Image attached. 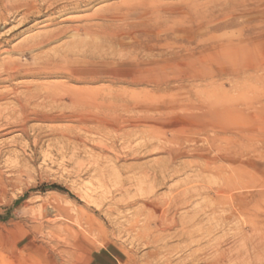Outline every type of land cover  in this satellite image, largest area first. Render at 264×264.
<instances>
[{
    "label": "rangeland",
    "instance_id": "1",
    "mask_svg": "<svg viewBox=\"0 0 264 264\" xmlns=\"http://www.w3.org/2000/svg\"><path fill=\"white\" fill-rule=\"evenodd\" d=\"M19 1L0 117L30 120H0V264H264V0H32L24 22Z\"/></svg>",
    "mask_w": 264,
    "mask_h": 264
},
{
    "label": "bare ground",
    "instance_id": "2",
    "mask_svg": "<svg viewBox=\"0 0 264 264\" xmlns=\"http://www.w3.org/2000/svg\"><path fill=\"white\" fill-rule=\"evenodd\" d=\"M32 0H20L18 3H22L23 4V9L26 11L24 14H23V16H21L22 17V21L24 22V21H27L31 16H33L32 14L33 13H37L38 15H42L41 14V10H40V8H36V5L33 3V2H31ZM34 1V0H33ZM36 1V0H35ZM34 1V2H35ZM49 1H51L48 5H46V9H45V11H44V13H48V12H50V13H52L54 10H56L55 8H56V6L57 5H59L60 3H63L64 5L63 6H69L70 5V8H72V9H76L77 7H79V6H81V5H88V4H91V3H93L94 1H96V0H49ZM61 1V2H60ZM5 2V1H4ZM57 2H59L58 4H56ZM62 6V5H61ZM59 7V6H58ZM69 8V7H68ZM113 8V7H112ZM111 8V9H112ZM67 9V8H66ZM85 16V15H84ZM156 19V18H155ZM21 21V22H22ZM52 24H54V23H52ZM46 25V24H45ZM67 28V27H66ZM63 29V28H62ZM69 29H71V28H69ZM65 30V29H64ZM64 30H60V31H64ZM75 30H76V33L78 34V33H80V30L78 29V27L77 28H75ZM65 32V31H64ZM63 33V32H62ZM56 34V33H55ZM58 35V34H57ZM52 36V35H51ZM60 36H61V34H60ZM38 37V36H37ZM57 37V36H56ZM54 38V37H53ZM58 39V38H57ZM81 39V38H80ZM99 39V38H98ZM128 39V38H127ZM115 40V39H114ZM184 40V39H183ZM39 41V40H38ZM36 42V43H31L30 44V46H29V48H27V52L28 51H30V49H33V48H35V47H37L39 44H41L40 42ZM176 41V40H175ZM79 43V42H78ZM60 44V43H59ZM65 45V44H64ZM80 45V44H79ZM100 45V44H99ZM101 46V45H100ZM23 47V46H22ZM55 47V46H54ZM114 47V46H113ZM19 51V50H18ZM73 51V50H72ZM43 52V51H42ZM59 54V53H58ZM77 54V53H76ZM59 56H60V54H59ZM71 56V55H70ZM52 59V58H51ZM51 59H49V60H47V61H51ZM42 60V59H41ZM54 60V59H53ZM53 62V61H52ZM54 62H57V60H54ZM65 62V61H64ZM34 63V62H33ZM4 63H2V65H3ZM7 64V66H8V64L9 63H6ZM16 64V63H15ZM14 64V65H15ZM9 65H11V64H9ZM6 65H4V67H5ZM23 67V66H22ZM28 68V67H27ZM6 69V68H5ZM10 69H11V67H10ZM76 70V69H75ZM7 72V71H6ZM6 72H4L3 71V75H5V73ZM10 72V71H9ZM11 73V72H10ZM16 73V72H15ZM41 73V72H40ZM7 74V73H6ZM13 74V73H12ZM28 74V73H27ZM2 75V74H1ZM40 75V74H39ZM14 76V75H13ZM15 76H16V74H15ZM17 76H19V75H17ZM10 78H12V75H6L5 76V78H4V81L5 80H9ZM3 80V79H2ZM131 82V81H130ZM16 84V83H15ZM34 84V83H33ZM12 87V86H11ZM40 88V87H39ZM50 89V88H49ZM49 89H45L43 92H41V90L42 89H37V90H35L34 92H31V93H28V92H26V93H28V97L26 98V100L27 101H30V100H33V99H35V98H39L40 99V97H43V98H54L56 95L54 94V92L53 91H51V90H49ZM10 92V91H9ZM123 93V92H122ZM133 94V93H132ZM95 95V94H94ZM116 95H118V94H116ZM107 96V95H106ZM125 96H127V95H125ZM109 97V96H108ZM82 98V97H81ZM139 98V97H138ZM79 99V98H78ZM133 99H135V98H133ZM14 100V99H13ZM16 100L18 101V103H19V101H20V99L19 98H16ZM132 100V99H131ZM143 100V99H142ZM144 100H146V99H144ZM53 101V100H52ZM81 102H82V100H80ZM26 103V102H25ZM25 103L23 104V103H20L19 104V107L16 109V108H14V109H12L10 112H8V115H6V116H3V114L1 115L2 117H0V120H2V122H3V125L6 127V126H10V125H14V126H16V127H19L18 128V130L17 131H20L21 132V134L22 135H27V129H26V123L30 120L29 118H27V115H26V107H27V105H25ZM30 103V102H29ZM77 104V103H76ZM102 104V103H101ZM112 104V103H111ZM127 105V104H126ZM92 106V105H91ZM29 108V107H28ZM30 109V108H29ZM101 109V108H100ZM108 109V108H107ZM1 111H3V110H1ZM36 111V110H35ZM140 111V110H139ZM44 112V111H43ZM38 113V112H37ZM63 113V112H62ZM5 114H7V113H5ZM4 114V115H5ZM76 114V113H75ZM73 115V114H72ZM112 115V114H111ZM135 115V114H134ZM133 115V116H134ZM138 115V114H137ZM65 116H66V114H65ZM130 119V118H129ZM137 119V118H136ZM3 127V126H2ZM1 127V128H2ZM11 127V126H10ZM121 127V126H120ZM119 127V128H120ZM4 128V127H3ZM9 129V128H8ZM15 131V130H14ZM158 136V135H157ZM22 146V145H21ZM26 146V145H25ZM168 222V221H167ZM138 237V236H137ZM142 238V237H141ZM140 239V238H139ZM120 261V260H119ZM118 261V262H119ZM117 262V263H118ZM125 262V261H124ZM115 262H110L109 260H108V258H99L98 259V261L95 263V264H114ZM116 264V263H115ZM127 264V263H126Z\"/></svg>",
    "mask_w": 264,
    "mask_h": 264
}]
</instances>
